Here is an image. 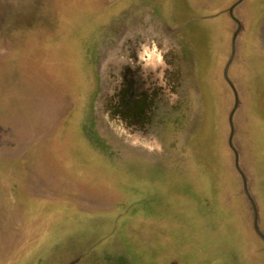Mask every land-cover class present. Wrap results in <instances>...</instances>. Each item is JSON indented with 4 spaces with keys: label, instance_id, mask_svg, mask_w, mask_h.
Here are the masks:
<instances>
[{
    "label": "rangeland",
    "instance_id": "obj_1",
    "mask_svg": "<svg viewBox=\"0 0 264 264\" xmlns=\"http://www.w3.org/2000/svg\"><path fill=\"white\" fill-rule=\"evenodd\" d=\"M238 22L232 144L264 233V0H0V264H264L228 142ZM124 26L188 68L135 136L108 111Z\"/></svg>",
    "mask_w": 264,
    "mask_h": 264
},
{
    "label": "flooded vegetation",
    "instance_id": "obj_2",
    "mask_svg": "<svg viewBox=\"0 0 264 264\" xmlns=\"http://www.w3.org/2000/svg\"><path fill=\"white\" fill-rule=\"evenodd\" d=\"M138 32L129 26L121 30L119 39L122 45L117 44L121 49L113 58L117 69L114 68L115 83L109 96L108 110L111 118H120L116 119L122 125L120 131L132 136L145 133L146 127L163 118L164 112L178 107L172 95L185 89L180 79L184 80L188 74L187 64L181 55L183 65L174 63L179 53H167L165 48L158 47L154 42L149 44L147 40L140 42L142 38L137 37ZM129 35L139 41H132ZM97 51L99 63L101 50Z\"/></svg>",
    "mask_w": 264,
    "mask_h": 264
},
{
    "label": "water",
    "instance_id": "obj_3",
    "mask_svg": "<svg viewBox=\"0 0 264 264\" xmlns=\"http://www.w3.org/2000/svg\"><path fill=\"white\" fill-rule=\"evenodd\" d=\"M235 4L236 3H234L229 8V12H230V14L232 16H233L232 9H233ZM239 30H240V24L238 22V27H237V29L234 32L233 40H232V52H231V55H230L227 63L225 64L224 70H223V76H224L225 80L228 82V84L230 85V87L232 88V91L234 93V103H233V107L231 108L230 113H229V117H228L229 126H230V133H229V137H228V142H229V145H230V147L232 148V150L234 152L235 167H236L237 171L239 172V174H240V176L242 178L243 190H244L245 194L247 195L248 199L250 200V202L252 204V207H253V210H254L253 228H254L255 232L264 240V233L260 230V228L258 227V223H257L258 211H257L256 205H255V203H254V201H253V199H252V197H251V195H250V193L248 191L246 177H245L244 173L242 172V170H241V168L239 166L237 151H236V149L234 148V146L232 144V135H233V130H234V127H233V114H234V111L236 110V108L238 106L239 99H238V93L236 91V88H235V86L233 85L232 81L230 80V78L228 76V68H229V65H230V63L232 61L233 55H234V41H235V38H236Z\"/></svg>",
    "mask_w": 264,
    "mask_h": 264
}]
</instances>
